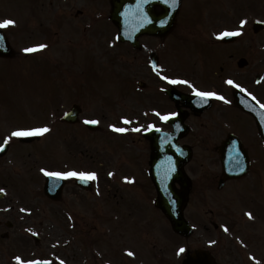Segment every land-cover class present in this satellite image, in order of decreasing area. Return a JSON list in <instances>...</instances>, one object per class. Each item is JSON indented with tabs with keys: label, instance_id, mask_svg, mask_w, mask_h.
<instances>
[{
	"label": "flooded vegetation",
	"instance_id": "flooded-vegetation-1",
	"mask_svg": "<svg viewBox=\"0 0 264 264\" xmlns=\"http://www.w3.org/2000/svg\"><path fill=\"white\" fill-rule=\"evenodd\" d=\"M188 1L183 0V8L179 19L187 17L184 10L188 6L184 4H187ZM213 4L214 0H193L194 6H201V9L204 8L206 12H210ZM84 14L85 11L80 10V14L76 16H84ZM200 35L203 39L193 48V54H196L195 58L200 63L202 77H207L214 81L220 79L217 77H221L223 80H230L231 92L230 94L223 92L225 95H221V90L215 88L216 90L213 91L206 86L200 87L191 77H188L191 81L186 79L177 83L176 86L187 93L209 92L215 94V96L210 97V102L207 106L200 108V110L202 109L201 111L187 110L185 120L190 130L179 139L180 145L190 146L193 152L192 159L184 167L186 174L191 178L190 189L188 190L189 202L185 211L188 219L191 220L193 231L187 235L173 234L172 226L162 210L150 207L157 196L156 187L148 174L146 175L144 170H140L141 175L138 178L132 176L133 183L124 185V187L119 186L122 191V207L106 209L107 213L114 211L112 215L121 211L123 216L121 220L128 222L132 227V229L125 230L122 234V239H127V242L120 246V248L126 247L128 249L127 253L131 252V256H125L127 253L124 254V251L118 250L121 259L117 264H205L204 258H198L202 255V253H197L198 251H207L214 258L215 264H264V231H259L258 226L253 224V218H249V216H252L257 219L264 213V208L247 206V201L253 197L264 201V161H262V165H256L258 161L252 159L248 177L230 180L225 183L223 188H218V181L222 176L221 162L218 155L222 148V142L229 133H234L241 137L245 136L244 126L249 120L247 117H241L236 114L233 90L236 88L237 82L243 86L241 83H243L245 72H248L249 66L250 68H255L260 65L263 67L261 70L264 72V49L248 47L249 60L244 53L237 52V49L231 44L234 42L225 43V45L229 44L228 47L221 48L219 47L221 43L215 41L217 37H214V33L207 32ZM171 36L172 33L167 34L159 42L156 41V38L154 40L151 39L152 46L150 51L159 53L165 47V50H169L173 43ZM158 53V66L162 67L163 64L165 67L168 66V64L163 62L162 54L158 55ZM242 59L245 60V63L240 64ZM134 60L139 71V51L134 55ZM238 63L240 66H245L239 68ZM149 67L151 72L154 73L151 82L153 87L151 88L152 106L150 108H152L153 112L150 117V128L171 131L173 127L167 117L170 116L171 118L177 115L178 107L172 98L166 94V89L173 86V84L166 81L164 88L161 86L156 87L154 84L158 81L155 76L157 70L152 69L150 64ZM248 78L252 80L251 72L248 73ZM255 90L264 99V85L259 90L256 88ZM66 139L68 140V138ZM159 139L160 137L155 136L153 139L148 140L144 133L139 134V140L148 147V151L145 150L147 160L139 161V163L143 164L142 167L145 168L147 165L149 167L151 158L156 150V143H162H159ZM67 146L70 147V143ZM203 151L217 152L218 160L196 158L195 153ZM258 151H261V148ZM71 163L70 159L64 160V172L71 171ZM65 179L62 197L56 202V212L63 215L69 213L74 216H81V221L85 222L86 225L80 226L78 231L82 235H87L90 230H85L89 226L83 216L89 213L91 209L87 208L88 204H85L82 209H78L77 204H84L85 202H80H82V199L88 200L91 191L85 192L79 189L73 176L66 175ZM212 181L214 183L213 187L211 186ZM176 187L179 188V185H176ZM128 189L134 190L139 194L142 198V203L134 202L133 194L126 195V190ZM124 199L129 201L126 207H124ZM208 201L210 207L207 205ZM119 204H121L120 200ZM189 207L192 209H189ZM15 221L16 223L12 222V224L7 225L9 230L4 229L0 223V243L5 241L6 252L14 250L12 243L16 238L19 242L16 246H24L28 241L29 230L35 231L37 228L36 223H29L32 221L29 218L28 223H25L23 218L21 222L18 219H15ZM106 221L110 223L111 218ZM4 226L6 227V225ZM72 232L77 234L76 226L66 233H56L55 237L58 240L64 239V247L67 248L70 246L68 240ZM137 236L140 238L141 243L136 246L137 250H135L129 245L130 241ZM104 237V243L110 242L111 236L109 234ZM39 239L41 238L39 237ZM91 239L87 240L74 236V240L79 242V244H84L85 248H87L86 250H89L94 244ZM174 239H180V243L184 244L180 255L176 257L173 254ZM76 241L70 246L68 254H64L61 257L64 262L55 259L56 264H76L81 258L83 260L80 263L94 264L95 260H93L92 256H90V260L85 255L79 258L78 250L76 251L75 246L77 244ZM120 241L119 239L118 242ZM141 250L147 251L148 255L144 260H137L139 256L135 257V255L137 256ZM196 258L198 259L195 263L194 259ZM9 262L12 263L10 259H7V263ZM102 264L104 263L102 262Z\"/></svg>",
	"mask_w": 264,
	"mask_h": 264
},
{
	"label": "rangeland",
	"instance_id": "rangeland-1",
	"mask_svg": "<svg viewBox=\"0 0 264 264\" xmlns=\"http://www.w3.org/2000/svg\"><path fill=\"white\" fill-rule=\"evenodd\" d=\"M43 1V0H40ZM39 2V1H38ZM77 4H80L77 3ZM189 6H190V11L187 14V17H189L190 15H192L193 12H195L196 14H200V8L199 7H194L193 6V0L189 1ZM239 7L235 8V13H239L238 11ZM219 12L221 14V9H219ZM0 13H4V14H9L11 15L14 20H19L20 22H23V20L26 18V20L28 19L29 21H33L36 24V19L39 18V14L36 12L32 11V6H31V0H0ZM48 14H44V16H47ZM222 15H224V13L222 12ZM50 16V15H48ZM227 19L229 20H236L237 18L234 17L233 19L231 18L230 15H227ZM104 22H99L98 23V28L100 29L102 27V25L105 23ZM109 25H111L108 22ZM71 26V25H70ZM112 26V25H111ZM48 28L50 29V27L48 26ZM27 31H31V35L35 34L38 35L39 38V33H38V28L37 26H33L31 29L27 30ZM109 32H111L112 30L109 29ZM101 32V31H100ZM69 33V32H68ZM70 35V33H69ZM105 35H107V31L105 32ZM71 36V35H70ZM191 37H184L182 39H176L178 41H176L173 44L172 50H171V54L174 58H176L175 60H173L172 58V62L176 63L177 65H179L181 68L183 67V63L185 65H187L188 59L190 58L191 54H192V49H193V45H192V41H190ZM60 42V41H59ZM76 47H74V52L78 55L79 59V66L80 69L78 71L75 70V75L72 76L71 78H68L67 72H69V70H65L63 67L59 66H55L54 65V54L56 52V49L54 48L53 50L50 49V51L47 53V57H37L34 59V61L38 64V68H39V72L40 75L39 76H34L33 74L35 73L34 70L31 69H27L26 68V62H15L12 65L5 63V61L0 60V104L2 105V103L7 102V100L12 99V90H15L13 93V96H18V98H32L34 97L37 93L40 92H47L50 93L48 96L46 97H42L40 99H43V103H47L50 100H54L56 101L57 97L59 96H64L65 94H68L67 90L65 87H70L72 89H77L78 90V94L80 95H87L89 92H94V94L91 96V98L95 101H92L87 109L89 112V116L91 117H97V119L103 123L104 128L106 129L107 125L109 123H115L117 124L120 120V117H126V116H131L133 113V110H144L145 108L142 107H147V106H152V101H151V96L148 95H144V100H140L139 102H137L138 108H133V103L132 101H134L133 99L131 100V98L135 95V90H133L130 85L128 84L129 88L127 91V94L125 95L126 100H123L122 97V92L123 89L119 88L118 84L120 85V83H115L116 82V78L108 71H103L102 67L100 66V64L95 61L94 59H90V57H88V52L85 50V48L82 46V42L76 38L75 39V43ZM101 46V42L98 40H93L92 44H91V48L99 55L101 56L103 51L102 49L99 47ZM119 51L114 50L112 53V57H114V59L116 60L117 57L119 56ZM122 56H124V54H122ZM93 57V56H92ZM76 58V56H75ZM125 58H129V56H125ZM64 59L67 60L68 63H71V57L70 54L68 56H64ZM103 61L105 62H110V60L112 61V58L108 55H105L104 58H102ZM118 63L121 61L117 60ZM124 63H126L124 61ZM84 64V66H83ZM65 66V64H63ZM184 65V66H185ZM112 70L114 73L119 72L120 71V67L118 66L117 63H114L112 66ZM20 73L22 75L20 81L18 82V84L16 86H12L13 83H11V75L14 73ZM130 74H132L131 71H129L127 73V76H129ZM33 75V76H31ZM3 78V79H2ZM18 76L14 75L13 79H17ZM197 82L199 84H201L202 86H206L207 84H211L212 82H214L211 79H208L207 77H203V78H198ZM116 92V93H115ZM115 93V95H114ZM47 95V94H46ZM105 95L108 98H115V101H113V106H109L107 108H105V106H103L102 104L99 105L96 103L97 98L99 99H103L102 97H105ZM38 99V97H34V100ZM10 101V100H9ZM97 105V106H96ZM134 105H136V101H134ZM6 106L3 105V110L0 112V118L2 119L3 117L5 118V111H6ZM37 110V109H36ZM25 110H22V112ZM33 124H38L36 121H27L26 125H33ZM250 130V121H248V123H245L244 126V132L246 133L247 129ZM104 129V130H105ZM124 138L126 137H113V138H109V134L106 133H92L91 135V140H89V138H85L84 136L81 138L80 136H72V140L74 139V141L72 142L73 144H76L78 146V148L81 149H85L88 148L90 150L91 153H93V157L94 159H98V161L103 160L105 165H109V163L114 164V161L116 160H129L132 159L131 155L129 152H126V150L124 149V147L122 148V146L119 149H115L116 147H118V142L122 139V142L124 140ZM31 148V147H29ZM127 149V148H126ZM130 149L135 150L134 146H131ZM128 151V150H127ZM139 151V149H138ZM14 153V152H13ZM11 153L9 156L7 155V157L3 158L2 161H0V176H2V179H5L6 175L4 174L8 169L4 168L5 164L6 166L10 165L12 167L15 166V163H13L14 161H17V157ZM27 153V152H26ZM119 153V154H118ZM40 157H39V162L41 163H54L56 162V156L57 158H61L60 155H55V146H53L49 152L48 151H41L40 153ZM123 154V155H122ZM207 155H210V153H206ZM122 155V156H121ZM12 156V157H11ZM20 158V155H18ZM211 157V156H210ZM29 158H33L32 156H29ZM23 160L26 159V156H23L22 158ZM11 160H13V162H11ZM21 160V159H20ZM30 161V160H28ZM93 164V163H91ZM3 166V169L1 168ZM53 167V166H50ZM98 167V165H94L93 168ZM17 173H21L19 166L17 167ZM0 178V186L3 188V180ZM104 192L105 194L107 193V191H109L110 195L113 196L114 194H118L117 195V199L120 198L121 196V191H118L117 188L115 187V185H104ZM112 188V189H110ZM107 190V191H106ZM9 192V191H8ZM120 192V194H119ZM11 194V193H10ZM131 194V193H130ZM109 195V194H108ZM129 195V194H128ZM80 197H84V196H80ZM11 195H8L4 200H0V205L3 206L4 209L8 210L10 208V199H11ZM95 199V198H94ZM94 199L91 201V204H93ZM85 202V203H84ZM95 202H97L95 200ZM80 203H84L81 204L80 207H84L85 204H88V200L86 199H82V202ZM8 205V206H7ZM50 208H53V206H49ZM89 207L92 209L93 213L92 215L87 214L86 217H90V219H92V221H89V224H95L98 225L97 229L101 230L102 229V223L99 220L100 217L97 216V210H94L93 207H91L89 205ZM36 219H38L39 217H36ZM42 218V217H41ZM48 218H50L51 220H53L55 222V218L56 215H49ZM62 222V221H61ZM82 222V226L85 225V223L83 221ZM80 222V223H81ZM57 224V223H56ZM58 225V224H57ZM63 228V225H62ZM64 229V228H63ZM128 229H132L131 224H129L128 222H124L121 225H115L114 229H113V234L115 236H117L118 238L115 239L114 243H117L119 239L118 234L121 231H125ZM78 238H82L80 234H77ZM93 241H96V235L92 236ZM120 242H118L120 245H124L127 242V239H121L120 238ZM18 239H15V242H17ZM97 245L98 243L104 247L105 243H103L101 240L100 242H96ZM141 243L140 238L137 236L135 238H133L132 241H130V247H133L135 250L136 246H138ZM117 244H112L110 245L109 243L106 244L107 247H109V249H111L113 251V249L117 250L116 247ZM76 246V251L78 250V256L79 258L81 256H83L86 252L85 248L86 246L84 244H79V242H77ZM33 247V249H32ZM41 247H43L42 249V253H39V249H36L35 244L33 242V240L28 239L27 243L24 246H20V251H24L26 252L25 256L29 257V256H34V255H40V254H44L46 255L48 249L45 250V243L43 245H41ZM81 247V249L79 248ZM99 247L98 248H101ZM24 249V250H21ZM73 249V248H72ZM32 250V252H31ZM54 251L53 247L51 246V249L48 251L49 252ZM62 251L65 252V254H68L69 249H63ZM80 251V252H79ZM55 252V251H54ZM83 252V253H82ZM143 251L141 250L140 253H138L137 256L141 255ZM81 253V254H80ZM63 254V252H62ZM112 255V254H111ZM76 264H80L79 261L76 262Z\"/></svg>",
	"mask_w": 264,
	"mask_h": 264
},
{
	"label": "water",
	"instance_id": "water-1",
	"mask_svg": "<svg viewBox=\"0 0 264 264\" xmlns=\"http://www.w3.org/2000/svg\"><path fill=\"white\" fill-rule=\"evenodd\" d=\"M117 11L118 9H116L115 12ZM162 205L164 206L169 217L172 219L174 225H176L178 228H181V225L183 224L182 213H181L182 200L177 199L175 201H172L171 203L166 202Z\"/></svg>",
	"mask_w": 264,
	"mask_h": 264
}]
</instances>
